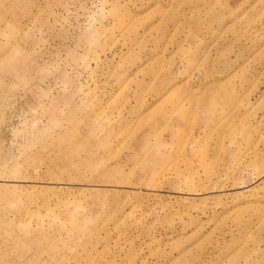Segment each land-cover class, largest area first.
<instances>
[{
  "label": "rangeland",
  "instance_id": "374dc122",
  "mask_svg": "<svg viewBox=\"0 0 264 264\" xmlns=\"http://www.w3.org/2000/svg\"><path fill=\"white\" fill-rule=\"evenodd\" d=\"M0 264H264V0H0Z\"/></svg>",
  "mask_w": 264,
  "mask_h": 264
}]
</instances>
